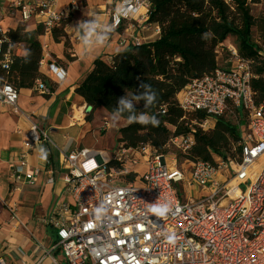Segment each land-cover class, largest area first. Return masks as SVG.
<instances>
[{
	"label": "built area",
	"instance_id": "1",
	"mask_svg": "<svg viewBox=\"0 0 264 264\" xmlns=\"http://www.w3.org/2000/svg\"><path fill=\"white\" fill-rule=\"evenodd\" d=\"M13 6L21 22L37 20L44 34L79 10L76 2L58 10L53 0H19ZM149 9V0L112 3L106 25L114 30L103 44L133 21L142 30L153 25L147 22ZM153 26L158 33V26ZM120 40L119 45L125 48L144 41L123 34ZM7 43L0 26V70L10 63ZM227 50L230 67L192 80L176 102L185 115L204 116L191 122L202 132L211 130L214 118L229 107L242 109L247 117L240 129L239 156L214 157L213 164L184 159L178 166L175 155L159 154L148 145L137 149L118 145L107 159L90 149L58 150L64 170L58 180L69 201L54 205L43 219L55 233L53 249L62 256V262L51 259V264H264V111L254 103L249 63L238 58L233 46L228 45ZM40 66H44L43 60ZM50 71L57 81L65 76L63 69ZM34 90L41 95L49 93L39 81ZM18 97L11 86L0 85V106L22 115ZM86 110L77 108L72 121L79 120L75 114L87 116ZM23 116L29 126L21 151L10 166L9 178L15 186L37 183L41 170L29 163V157L38 145L52 144L47 131ZM108 127L109 123L103 122L99 132ZM195 128L187 135L170 137L166 148L187 155L194 145ZM54 183L50 175L46 184ZM164 204L170 210L161 216L155 209ZM0 264L6 262L0 259Z\"/></svg>",
	"mask_w": 264,
	"mask_h": 264
},
{
	"label": "trees",
	"instance_id": "2",
	"mask_svg": "<svg viewBox=\"0 0 264 264\" xmlns=\"http://www.w3.org/2000/svg\"><path fill=\"white\" fill-rule=\"evenodd\" d=\"M260 1L149 0L147 22L158 26L159 38L139 46L129 45L106 60L97 58L93 62L89 74L74 90L75 96L91 109L86 121H91L98 109L113 115L120 97L139 95L143 91L139 88L140 83L150 84L158 96L148 112L157 117L159 125L129 124L126 115L121 116L126 125L117 129L116 142L117 146L128 149L148 145L157 153L166 155L170 137L187 135L192 127L195 128L191 122L204 118L202 114L185 115L177 105V95L192 80L209 75L218 68L217 50L228 38L233 39L231 46L238 58L249 63L254 103L264 111V55L261 54L264 48L253 41L255 19L248 6ZM68 19L50 32L53 41L63 43L67 51L71 49L64 29ZM261 31L264 45V20ZM43 34L42 26H37L33 32L27 31L25 26H18L5 33L11 57L7 69L0 70V85L7 84L19 93L20 90L33 89L39 81L49 91L43 96L50 95L53 85L40 72L43 54L39 37ZM16 47L25 51L24 57L14 54ZM226 54L230 55L227 48ZM144 103V100L139 101L136 105L138 111L144 110ZM162 109L163 115L160 114ZM228 113L243 118L246 125V113L240 108L229 107L220 117L214 118V126L208 132L196 127L194 145L187 155L181 154L178 158L213 164L214 157L226 160L239 156L242 124L226 121L224 115Z\"/></svg>",
	"mask_w": 264,
	"mask_h": 264
},
{
	"label": "crops",
	"instance_id": "3",
	"mask_svg": "<svg viewBox=\"0 0 264 264\" xmlns=\"http://www.w3.org/2000/svg\"><path fill=\"white\" fill-rule=\"evenodd\" d=\"M16 1L19 0H0L2 31L7 33L18 26H25L29 32L35 31L39 26L38 21L32 19L26 23L21 22L13 6ZM21 1L33 3L35 0ZM53 1L58 10L73 2L79 5V10L69 16L64 28L70 50L67 51L63 43H55L51 34L39 37L44 63V66H40V72L52 83L53 91L49 96H43L34 88L20 90L17 106L22 115H16L9 107L0 106V259L6 264H36L43 256L48 257L41 264H51V259L62 262L61 254L53 249L56 242L55 233L43 222L54 205L69 201L62 192V183L58 180L64 171L59 163L58 150L68 153L77 148L90 149L107 159L110 156L103 149L96 148V144H100L103 138H108L110 121L125 126L122 119L114 121L113 115L104 109L95 111L91 121L87 122L90 108L80 97L75 96L74 90L89 74L97 58L106 60L125 48L119 45L120 34H123L124 38L141 37L143 43L159 38V32L154 30L153 25L145 26V30H142L141 26L133 21L132 26L126 24L118 33H113L108 43L85 47L82 39L76 40L83 36V31L77 27L78 22L96 19L99 24L106 25L109 20L107 10L116 0ZM14 54L24 57L25 51L16 47ZM50 68L63 69V79L57 81ZM79 107L87 109V116H82L78 122H74L71 117L73 113H78ZM23 115L30 117L32 122L48 132L54 148L47 143L38 145L29 157V163L41 170L37 183L15 186L9 178L10 166L21 151L23 135L29 126ZM105 121L109 123V127L101 134L99 128ZM113 138L115 139L116 135ZM42 149L45 151L42 152ZM50 175L55 179L53 185L46 184Z\"/></svg>",
	"mask_w": 264,
	"mask_h": 264
},
{
	"label": "clouds",
	"instance_id": "4",
	"mask_svg": "<svg viewBox=\"0 0 264 264\" xmlns=\"http://www.w3.org/2000/svg\"><path fill=\"white\" fill-rule=\"evenodd\" d=\"M77 27L83 31L81 37L85 47H91L93 44H103L109 37V34L114 30L111 25H100L96 19L80 20ZM27 62V61H26ZM139 88L143 91L139 95L133 94L131 98L122 96L117 101V106L113 111V119L119 120L121 116H125L129 124L137 123L142 126L159 125V120L155 115H150L148 110L157 102V92L150 84L141 82ZM140 100H144V110L138 111L136 105ZM136 102V104L133 103ZM44 152L45 150H41ZM170 210L168 204L158 206L155 211L159 215H164Z\"/></svg>",
	"mask_w": 264,
	"mask_h": 264
},
{
	"label": "rangeland",
	"instance_id": "5",
	"mask_svg": "<svg viewBox=\"0 0 264 264\" xmlns=\"http://www.w3.org/2000/svg\"><path fill=\"white\" fill-rule=\"evenodd\" d=\"M249 10H250V15L255 19V26L253 28L252 31V36H253V41L261 48H264L263 45V34H262V26H263V20H264V0H261L258 4H249ZM233 44V39L228 38L224 43H223V47L218 48L217 50V57H216V61H217V66L219 69H227L230 67V63H229V56L228 54H226V48L228 47V45H232ZM262 56L264 55V52H261ZM91 111V109H90ZM89 112V111H88ZM225 120L237 125L239 123L242 124L243 127L245 125V121L243 118H240L236 115H232L230 113L225 114ZM187 120L190 119L189 116L186 117ZM110 129L108 130V138L105 139L103 138V141L100 142V144H96V148H100L103 149L104 151H106V153L112 157V152L115 150V148L117 147V142H116V138L114 139L113 136L117 135V128H122L123 126H121L120 124H117L116 122L110 121ZM119 123V121H118ZM126 125V123H125ZM169 130H171V128H169ZM103 134V133H101ZM90 140V139H88ZM53 141V140H51ZM93 142V139H92ZM53 144V143H52ZM49 143V146H51V148H54V145H52ZM168 153L167 154H172L176 156L177 159V165H183L184 164V159L182 158H178L179 155H181L176 149L169 147L167 148Z\"/></svg>",
	"mask_w": 264,
	"mask_h": 264
},
{
	"label": "bare ground",
	"instance_id": "6",
	"mask_svg": "<svg viewBox=\"0 0 264 264\" xmlns=\"http://www.w3.org/2000/svg\"><path fill=\"white\" fill-rule=\"evenodd\" d=\"M74 118L78 120V119H79V118H78V114H75V117H74Z\"/></svg>",
	"mask_w": 264,
	"mask_h": 264
}]
</instances>
